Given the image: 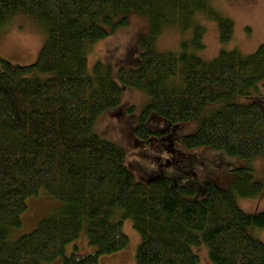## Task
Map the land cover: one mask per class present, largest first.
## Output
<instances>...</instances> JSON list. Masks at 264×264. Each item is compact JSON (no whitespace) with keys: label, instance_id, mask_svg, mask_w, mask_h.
<instances>
[{"label":"trees","instance_id":"trees-1","mask_svg":"<svg viewBox=\"0 0 264 264\" xmlns=\"http://www.w3.org/2000/svg\"><path fill=\"white\" fill-rule=\"evenodd\" d=\"M133 12L149 17L151 33L139 38L140 67L121 68L118 77L149 97L135 128L139 142L163 134L148 125L155 114L173 125L200 121L198 131L183 138L187 148L264 157V108L236 101L264 82V44L252 54L222 49L205 60L200 16L217 23L222 44L234 35V21L211 0H0L1 23L24 13L48 32L34 65L0 61V264L58 257L61 264H99L128 245L125 219L142 237L138 264H198L193 248L201 245L216 264H264V243L253 234L264 229V212H245L233 190L215 185L193 201L195 188L172 187L169 177L136 182L125 148L94 131L100 115L121 103L123 91L110 64L97 62L90 71L88 51L128 25ZM168 26L183 35L192 30L179 52L158 49ZM235 171L244 196L261 191L250 168ZM41 190L63 206L9 242L22 225L27 199ZM83 232L96 252L65 256Z\"/></svg>","mask_w":264,"mask_h":264},{"label":"rangeland","instance_id":"rangeland-1","mask_svg":"<svg viewBox=\"0 0 264 264\" xmlns=\"http://www.w3.org/2000/svg\"><path fill=\"white\" fill-rule=\"evenodd\" d=\"M211 4L234 21V35L228 43L222 44L217 23L200 16L206 33L205 49L199 54L205 60L215 58L222 49H238L244 54H252L264 44V0H211ZM150 33L149 17L133 12L128 25L119 27L89 49L87 57L90 71L97 62L110 64L114 80L123 91L121 103L100 115L95 122L94 131L125 148V165L136 182L146 183L151 178L169 177L172 179V187H194L195 191L189 195V199L193 201L204 199L209 188L215 185L233 190L237 195L238 205L245 212H264V157L247 160L210 147L187 148L183 138L198 131L199 120L173 125L154 114L148 125L163 134L153 138L148 144L139 142L135 128L149 97L140 89L124 85L119 80L118 72L121 68L140 67L139 38ZM47 35V26L40 19L24 13L8 18L4 24L0 21V61H9L14 66L21 67L34 65ZM191 37V29L183 35L178 26H168L158 41V49L179 52L181 43ZM49 76L50 74L41 75L43 78ZM236 101L242 104L257 102L264 108V82L255 91L237 96ZM211 109V106L206 109L204 115ZM242 168H250L254 180L261 184L258 194L244 196L241 193L244 191L243 183L235 170ZM245 189L251 190L248 185ZM26 202L27 210L21 215L22 225L12 230L9 242L14 243L31 233L40 221L63 206V202L52 198L44 190L28 198ZM122 231L129 238L128 245L119 252L100 257L99 264H138L137 254L142 237L133 227L131 219L123 221ZM253 234L264 243V229H256ZM92 249L94 254L96 247L89 244L83 232L78 239L66 246L64 255L77 254L83 257L89 255ZM193 251L200 258L198 264H216L211 261L206 245L194 247ZM62 259L58 257L44 264H61Z\"/></svg>","mask_w":264,"mask_h":264}]
</instances>
